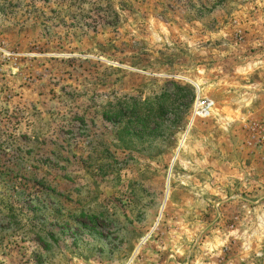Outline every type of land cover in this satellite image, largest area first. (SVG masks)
I'll return each instance as SVG.
<instances>
[{
  "label": "rangeland",
  "instance_id": "1",
  "mask_svg": "<svg viewBox=\"0 0 264 264\" xmlns=\"http://www.w3.org/2000/svg\"><path fill=\"white\" fill-rule=\"evenodd\" d=\"M0 264H264V0H0Z\"/></svg>",
  "mask_w": 264,
  "mask_h": 264
},
{
  "label": "built area",
  "instance_id": "2",
  "mask_svg": "<svg viewBox=\"0 0 264 264\" xmlns=\"http://www.w3.org/2000/svg\"><path fill=\"white\" fill-rule=\"evenodd\" d=\"M210 106H211V104H210V103H207L206 106H205V108H204V107L202 108V111H203L204 113L208 114V109L210 108ZM206 109H207V110H206ZM206 114H205V115H206Z\"/></svg>",
  "mask_w": 264,
  "mask_h": 264
}]
</instances>
